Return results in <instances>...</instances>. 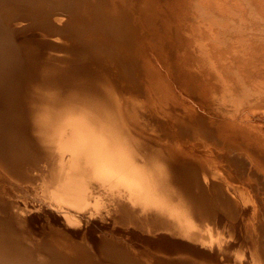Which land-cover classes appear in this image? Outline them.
Wrapping results in <instances>:
<instances>
[{
	"label": "bare ground",
	"instance_id": "obj_1",
	"mask_svg": "<svg viewBox=\"0 0 264 264\" xmlns=\"http://www.w3.org/2000/svg\"><path fill=\"white\" fill-rule=\"evenodd\" d=\"M0 264H264V0H0Z\"/></svg>",
	"mask_w": 264,
	"mask_h": 264
}]
</instances>
